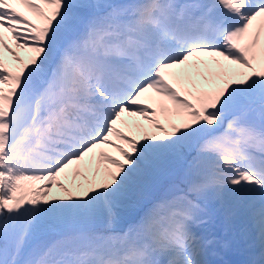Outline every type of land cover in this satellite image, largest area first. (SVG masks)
<instances>
[{"label":"snow or ice","instance_id":"1","mask_svg":"<svg viewBox=\"0 0 264 264\" xmlns=\"http://www.w3.org/2000/svg\"><path fill=\"white\" fill-rule=\"evenodd\" d=\"M238 216L264 264V0H0V264H212Z\"/></svg>","mask_w":264,"mask_h":264},{"label":"rangeland","instance_id":"2","mask_svg":"<svg viewBox=\"0 0 264 264\" xmlns=\"http://www.w3.org/2000/svg\"><path fill=\"white\" fill-rule=\"evenodd\" d=\"M27 15H29L31 18L30 13H27ZM5 55H7V54H5ZM21 55H25V53L23 51H21ZM109 151L112 152V149H109ZM114 153H115V151H113L112 154L118 155L117 153L116 154H114ZM157 194H159V193L152 192V193L148 194L144 203H147V199H150L153 195H157ZM138 211H139L138 208H127V209L123 210V215L126 218L130 219V218L134 217ZM235 224H236V228H237V238H236L235 242L233 243V245L229 249L221 251L217 255L209 254V256H208V257H210V258H208L209 260L215 259L214 262H217L219 259L221 264L224 263L225 261H229V260H230L231 264H244V261L246 260V256L249 255V250H248L247 246H249V244H250L249 242L251 241L252 234H254V230L251 229L250 225H248V223H247L246 218H244V217L238 216L236 221H235ZM245 228L248 229L246 236L244 234H242L243 230Z\"/></svg>","mask_w":264,"mask_h":264},{"label":"bare ground","instance_id":"3","mask_svg":"<svg viewBox=\"0 0 264 264\" xmlns=\"http://www.w3.org/2000/svg\"><path fill=\"white\" fill-rule=\"evenodd\" d=\"M18 11H23V12H25V14L27 15V13H28V11L25 9V8H23L22 6H18ZM10 42V41H9ZM126 119H129L130 121L131 120H136V121H140L141 123H144V124H147V122L146 121H143L142 120V118H140V117H131V118H129V117H125ZM113 151H115V150H112V152H111V154L113 153ZM114 154H116V152L114 153ZM56 191V192H55ZM52 194H58V191L56 190V189H53V192H52ZM255 238H256V233H255V231H254V234H252V236H251V241L249 242V243H252L254 240H255ZM247 248H248V250H249V246H247ZM227 250V249H226ZM213 257V256H212ZM207 258H210V257H207ZM249 258V255H247L246 256V260ZM214 260L215 259H211L210 261H212V263L213 264H221V262L219 261V259H218V261L217 262H214ZM217 260V259H216ZM245 260V261H246ZM222 264H231L230 263V260L229 261H225L224 263H222Z\"/></svg>","mask_w":264,"mask_h":264}]
</instances>
